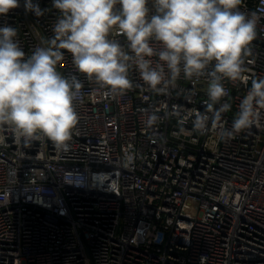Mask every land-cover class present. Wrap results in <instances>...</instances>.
Returning <instances> with one entry per match:
<instances>
[{
  "label": "built area",
  "instance_id": "built-area-1",
  "mask_svg": "<svg viewBox=\"0 0 264 264\" xmlns=\"http://www.w3.org/2000/svg\"><path fill=\"white\" fill-rule=\"evenodd\" d=\"M33 2L42 16L24 0L0 15V27L18 30L25 60L50 46L61 18L52 0ZM146 7L148 19L157 14L155 0ZM239 10L257 14V35L241 57L246 79L222 77L218 102L207 94L216 62L185 78L181 61L173 79L154 38L145 59L163 68L162 91L143 81L116 28L107 38L133 57L123 94L80 73L64 52L58 73L83 85L69 149L0 133V264H264V109L259 125L226 135L252 79L264 78V0H243ZM225 103L230 110L215 120ZM197 114L207 117L201 129Z\"/></svg>",
  "mask_w": 264,
  "mask_h": 264
},
{
  "label": "clouds",
  "instance_id": "clouds-1",
  "mask_svg": "<svg viewBox=\"0 0 264 264\" xmlns=\"http://www.w3.org/2000/svg\"><path fill=\"white\" fill-rule=\"evenodd\" d=\"M242 2L155 0L157 14L148 19L147 0H52L61 18L52 29L50 46L37 47L26 60L15 39L18 30L5 24L0 27V133L10 131L25 146L34 141H50L57 150L67 151L79 122L73 101L83 85L63 78L57 65H61L67 51L80 73L94 77L113 93L123 94L131 88L127 62L133 57L122 51L118 42L107 38L113 28L130 42L141 78L153 90L162 91L157 85L166 83L163 68H151V61L145 59L154 54L149 45L153 38L164 45L159 59L166 62L173 79L179 75L181 61L185 78L201 75L215 61L207 94L212 102H218L227 95L220 83L222 77L232 81L246 79L242 77L241 57L251 52L249 45L257 35V14L248 16L241 12ZM19 6L20 0H0V15L6 16ZM24 8L37 17L46 11L33 0H24ZM230 107L225 103L215 112V120ZM208 109L212 110V104ZM261 109L264 78H254L227 137L234 138L259 125ZM206 119L197 114L196 128H203Z\"/></svg>",
  "mask_w": 264,
  "mask_h": 264
},
{
  "label": "water",
  "instance_id": "water-1",
  "mask_svg": "<svg viewBox=\"0 0 264 264\" xmlns=\"http://www.w3.org/2000/svg\"><path fill=\"white\" fill-rule=\"evenodd\" d=\"M248 1H255V0H248Z\"/></svg>",
  "mask_w": 264,
  "mask_h": 264
}]
</instances>
